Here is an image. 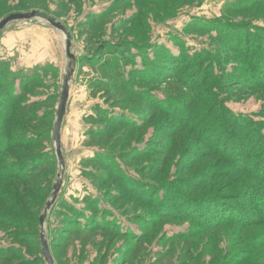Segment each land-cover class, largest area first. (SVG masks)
<instances>
[{
  "label": "rangeland",
  "instance_id": "1",
  "mask_svg": "<svg viewBox=\"0 0 264 264\" xmlns=\"http://www.w3.org/2000/svg\"><path fill=\"white\" fill-rule=\"evenodd\" d=\"M250 1L0 0V22L12 14L36 13L31 20L10 22L0 32L3 75L14 77L17 82L18 95L8 102L11 116L21 117L13 127V135L17 141L28 137L36 141L34 150L17 147L5 155V160L21 169L33 155L49 162L33 174L35 179L30 175L0 183V193L11 194L0 208V264H48L42 250V235L54 264H264V186L254 181L247 186L239 181L233 184V179H237L233 169L226 180L208 183L207 177L217 170L227 171L228 167L215 166L218 157L202 161L195 157L196 152L190 150L207 146L198 132L191 135L194 129L189 128L178 135L179 121L155 111L146 100H136L128 92L94 86L97 82L103 84L101 81L121 85L124 79L135 80L133 65L127 57L137 58L138 67L141 59L131 43L150 44L148 47L153 49H148L149 55L165 45L177 54L182 43L191 55L196 56L199 50L210 53L206 61L211 63L212 76L236 79L228 88L224 83L216 90L221 99L228 100V108L255 122H264V87L255 89L250 82L244 83L243 77H250L248 70L254 67L244 56H235L238 53L222 42L224 35L220 32L241 30L248 23L264 28V0L247 5ZM67 42L71 43L72 58L67 55ZM122 46H126L124 52L113 58L108 71L104 69L101 64L117 49L123 51ZM23 76L30 78L32 84L24 86L27 82H23L22 90L19 86ZM67 77L70 91L61 128L65 161L62 168L53 130ZM171 78L156 86L143 85L153 95L157 91L156 96L161 99L164 94L177 98L182 101L178 102L180 106H185L193 96L197 105L200 103L201 88L197 93H187L179 81ZM241 82L250 86H240ZM1 93L7 95L2 87ZM4 103L0 97V104L6 107ZM97 106L121 117L118 124L113 121L112 128H105L109 122L104 116L109 115L95 113L93 108ZM129 112L139 121L144 117L145 126L132 127L128 120L138 119ZM90 132L96 135H89ZM225 133V139L238 142L227 129ZM219 134L214 135V144ZM187 135L191 138L184 142ZM173 143L176 146L171 154ZM144 150L148 153L142 156ZM108 159L134 182H175L194 196H233L246 191L243 197L256 201H241L252 224L245 228L237 222L224 223L203 230L190 219L159 218L108 177L106 167L101 165L107 164ZM192 161L197 162L196 167ZM198 178L203 183L193 189L188 181ZM56 184L60 185L59 193L54 206L47 211L46 204L53 199ZM249 188L262 192L249 193ZM22 194L27 195L25 202ZM13 201L18 209L11 206ZM73 210L87 215L88 221L83 219L81 226L70 224L66 216H71ZM92 213L95 225L99 226L91 229L88 225ZM102 216L108 221L102 222ZM257 221L262 222L255 226Z\"/></svg>",
  "mask_w": 264,
  "mask_h": 264
},
{
  "label": "trees",
  "instance_id": "2",
  "mask_svg": "<svg viewBox=\"0 0 264 264\" xmlns=\"http://www.w3.org/2000/svg\"><path fill=\"white\" fill-rule=\"evenodd\" d=\"M258 2H261V0H251L247 5H254ZM242 27L243 28L241 30L237 31H232L231 29L221 30V34L224 35V37L221 36V38L224 39L222 42H225L227 47H230L238 53V55L236 54L235 56H244L248 60L249 64L254 67H252V70H248V73L251 76H244L243 80L245 79L244 81H246L244 83L250 82L253 88L259 89L264 87V28H261V26L258 25L256 27V25L254 26L251 23L245 24ZM131 45H135L141 59V64L138 67L137 58L125 55V58L128 56L127 60L129 59L131 61L130 63L133 65L131 72L135 76V80L124 79V82L121 85L101 81L103 84L97 82L94 83V86L107 87L111 90L115 89L122 93L128 92L130 96L136 100H146L148 102L147 105L152 107L155 111L158 109L162 114L169 115L170 117L172 116L179 121L181 129L178 131V135L182 132H187V129L189 128L194 129L191 130V135H196L198 132V135L202 137V140L207 142V146L206 149L194 148L195 151L190 150L192 153L196 152L195 157H197L199 161H202L203 159H210L212 157H218L217 162H215V166L219 167L223 165V168L225 166L226 168L228 167V170L226 169L227 171L221 172L217 170V172L213 173L212 176L207 177L208 183L216 184L218 181L226 180L230 176V171L233 169L236 171L235 174L237 175V179H233V184H236V181H239V183H244L247 186L248 182L254 181L256 183H261L262 186H264V122H255L254 120H251L248 115L236 113L226 105L228 100L221 99L216 92V90H220L219 88L221 85H225L224 83H226L225 88H228L227 85L231 84L232 81L235 82L234 80L236 79L233 80L231 77L225 76L224 79L221 80L217 76H212L213 72H211L209 68L211 63L209 60L206 61V58L210 53L205 50L195 52L196 56H194L189 52L186 53L185 51L187 47L180 43L181 49L177 54L172 53L171 49L165 45L163 48L158 47L155 52L152 50L153 53L149 55V50L153 49L148 47L150 44L131 43ZM122 48L123 51L117 49L115 53H111L112 55L110 54L111 57L109 60L101 64L104 69H107L108 71L110 68L109 66L114 62L113 58L118 57V54L124 52L126 46H122ZM140 52H142L144 56L141 55ZM202 72H204V74H202ZM3 73V66L0 65V87H2L4 92L7 94H0L2 101L6 104V107L5 105L0 104V183L2 184L4 181L6 182L10 180L11 182L14 178L26 179L30 175H32V178L35 179L36 176L34 177L33 174L41 169L43 165L49 163L45 160H41V156L38 155H33L30 159L26 160V166L22 169L18 168L16 164L12 163V165H8V163H6L5 155L9 151L11 152L16 150L17 147L27 148V151L34 150L36 141L34 138L30 137L21 141H17V138H14L13 134L15 132L13 127L20 121L21 117L19 118L18 116L16 117L18 119H15L11 116L12 107L10 108V104L8 102L9 98H13L18 95L15 94L17 82L16 78L7 77L8 75H3ZM170 77L177 82L179 81L184 90H187V93H197V91L201 88L202 100L200 103L197 105L196 98L193 96L185 106H180V104H178L180 100L177 98L164 94L161 99L156 96L157 91H155V94L153 95L152 90L144 87L143 85L144 83L146 86H156L157 84L164 83L166 79ZM235 78H237V76ZM257 80L261 82L257 84ZM21 81L19 89L21 88L23 82H27V85L25 84L24 86L32 84L30 78L25 79V76L21 78ZM29 81H31V83H29ZM244 83L241 82L240 86H250L249 84ZM21 89L23 90V88ZM93 111L95 113L109 115H107L108 117L104 116L109 122V124H106L107 126L105 127L108 129L114 126L112 124L113 121L117 123L116 121L121 118L112 115V110H107V112L100 106L94 107ZM129 113L130 115L135 116L134 114H131L132 112ZM13 116H15L14 113ZM121 116L127 117L128 115L123 114ZM261 116L264 117V111L261 112ZM135 117L138 121H135V119L132 120L137 122V124L128 120L129 123L133 125L132 127H139V129H141L142 126L144 127L146 124L145 118L143 117L141 122L139 121V117ZM103 118L98 117V119ZM23 119L24 118H22V120ZM91 119L96 118L93 117ZM226 129L228 130V133L232 134L233 139H236L238 142H235V140L228 141V139L224 138ZM104 133L105 131L100 132L99 135ZM218 133L220 134L214 144L212 139L214 135H218ZM91 134L96 135V132H90L89 135ZM168 137H170V135H168ZM188 137H190V135L184 136V142L188 140ZM175 146L176 145L173 143L172 148H169V152H171V154H173ZM228 150H231V153L228 152ZM146 153H148V151L144 150L141 155L143 156V154ZM133 156L135 155L133 154ZM192 162L193 163L191 164H193V167H196L197 165L195 164H197V162ZM101 165L104 168L106 167L105 169L108 171L106 173L111 180L121 184V186L130 193L134 200L150 207L153 214L159 218L172 217L184 218L187 220L190 219L203 230L214 229L224 223L227 224L237 222L242 224L245 228L252 224L248 221L250 219V215L245 214L246 210L241 205V201L243 203L248 202V200H252L253 203H256V201L253 198L248 199L247 197H243L242 193L246 191L239 192L233 196L209 193L199 197L186 193L187 191L175 182L158 183L148 182L145 180H136L137 182H134L122 173L119 165L115 163L111 164L109 159L107 164ZM217 167H215V169H217ZM155 169L156 172H159V167ZM206 176H208V174H206ZM188 182L192 184L193 189H196L200 188L201 185L198 184L203 183V180L198 178L197 180H190ZM205 182L206 179L204 183ZM249 189L250 190L247 191L249 193L258 191L262 192L259 188L258 191L254 188ZM10 195V193H0V208L3 205V200L6 198L10 199ZM26 196V194H22L24 202ZM13 202L14 204L11 206L16 209V201ZM3 208L5 210V207ZM71 213H73L71 216H66L70 224L73 223L81 226V221L83 219L85 222L89 219L87 215L78 210H73ZM93 213L91 217L92 219L89 220L88 225L91 229L99 226L95 225L97 223L95 221L96 218L94 219L95 215L93 216ZM260 214L258 213V215ZM262 215L264 217V211ZM101 218L103 219L102 222L108 221L104 220L105 218L103 216ZM233 218L236 220H233ZM14 222L15 221L11 223L13 224ZM260 222H254V225L257 226ZM98 229L101 230V228Z\"/></svg>",
  "mask_w": 264,
  "mask_h": 264
},
{
  "label": "water",
  "instance_id": "3",
  "mask_svg": "<svg viewBox=\"0 0 264 264\" xmlns=\"http://www.w3.org/2000/svg\"><path fill=\"white\" fill-rule=\"evenodd\" d=\"M36 16L35 12H31V13H21V14H12L9 15L7 18H5L3 21L0 22V32L3 31V29L12 21H22V20H31L32 18H34ZM58 29L64 30L62 29V27L60 25H55ZM67 55L69 58H72L71 55V43L67 42ZM63 90L61 93V98H60V104L58 107V111H57V119L54 125V135H53V141L54 144L56 146V154H57V158L58 161H60V165L62 168L65 167V161L63 160V153H62V146H61V128L65 119V114H66V110H67V106H68V99H69V91H70V87H69V77L65 78L63 81ZM59 188L60 185L56 184L55 188H54V197L53 199L48 202L47 205V211L50 210L53 206L54 203L56 201V197L59 193ZM44 216L41 217V224H43V220ZM42 240V250H44V254H45V259L48 262V264H54L51 253H50V249L48 247V244L45 240V235H42L41 237Z\"/></svg>",
  "mask_w": 264,
  "mask_h": 264
}]
</instances>
